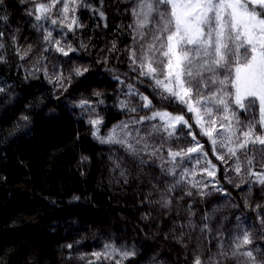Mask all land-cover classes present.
Listing matches in <instances>:
<instances>
[{"label": "trees", "instance_id": "1", "mask_svg": "<svg viewBox=\"0 0 264 264\" xmlns=\"http://www.w3.org/2000/svg\"><path fill=\"white\" fill-rule=\"evenodd\" d=\"M84 4L87 7H78L75 13L83 27L70 31L50 23L59 18L55 9L49 19L37 22L27 14L34 10L32 0H0V16H6L0 20L4 33L0 55L5 57L0 62V87L4 89L0 92V264H87L94 259L91 254L102 251L107 243L134 246L136 256L123 264H192L194 254L206 258L217 253L218 240L223 250H229L233 237L241 234L238 223L254 235L264 233L258 219L264 218V208L253 210L256 204L264 205V185L246 174L247 166L237 175L231 167L235 158L227 165L215 159L208 138L200 135L191 119L193 114L181 111L180 104L162 106L154 95L159 89H154L149 78L138 77L139 69L132 71L135 66L127 50L136 47L135 18L126 9L133 6V0H84ZM49 31L65 50L70 44L76 51L68 56L56 51L44 39ZM76 67L88 71L77 76L72 71ZM60 73L67 79L57 82L55 76ZM220 75L223 78V70ZM125 84H134L157 109L184 115L193 124L192 131L217 166L215 177L201 172L206 166L203 157L200 165L178 157L175 176L162 171L160 157L168 159V148L179 150L192 144L188 130L179 125L176 136L166 143L164 133L158 137L153 133L149 145L163 147L150 160L149 153H143L148 160L145 164L123 146L101 144L91 135L87 121L95 114L90 117L76 104L82 99L95 102L94 91L103 93L99 99L104 103L96 107L106 125L101 135L130 116L149 115L148 109L137 107L130 113L116 106L120 100L130 106L142 103L137 96L125 95ZM228 87L234 90L231 84ZM252 114L258 116L255 108ZM246 115L241 111V120ZM137 127L147 137L144 125H130L133 135ZM170 167V163L163 164L165 169ZM183 169L196 175L181 180ZM197 181L200 187H193ZM169 185H176L170 197L164 196L171 204L162 207L157 201ZM200 191L209 194L200 196ZM206 213L210 219H202ZM205 224L207 229L201 232ZM68 244L72 248L65 247ZM257 246L264 252V240H255L247 248ZM95 264L114 261L101 259ZM223 264L236 261L226 258Z\"/></svg>", "mask_w": 264, "mask_h": 264}, {"label": "snow or ice", "instance_id": "2", "mask_svg": "<svg viewBox=\"0 0 264 264\" xmlns=\"http://www.w3.org/2000/svg\"><path fill=\"white\" fill-rule=\"evenodd\" d=\"M32 2L34 10L29 9L27 14L34 16L37 22L49 19L55 9L59 18L50 19L52 25L59 23L70 31L83 27L75 13L78 7H87L84 0ZM57 5L60 7L57 8ZM126 10L135 18L136 36L133 40L136 47H129L127 50L130 61L135 66L132 71L137 72L139 69L137 76L149 78L154 89H159L158 92L154 91V95L159 97L162 106L180 104L183 106L181 111L193 114L191 119L199 129L200 135L208 138L215 159L227 165L229 160L235 158L231 167L237 175H241L247 166L246 174L254 178V182L264 185V147H255L264 146V0H133V6ZM69 13L72 14L71 18ZM99 15L105 17L102 11ZM4 19L6 16H0V20ZM33 26L42 27L40 24ZM3 36L4 33L0 31V38ZM44 39L52 43L55 50L64 56L76 51L70 44L66 45L65 50L60 39L53 40L51 31ZM0 48H3L2 43ZM24 55H28V52ZM4 59L5 57L0 55V62ZM221 70L224 71L223 78L220 75ZM72 71L79 76L88 69L76 67ZM114 78L119 83H124L119 77ZM64 79L67 77L63 73L55 76L57 82ZM229 84L233 86V91H229ZM124 87L127 88L125 95L137 96L142 103L130 106L127 100H120L116 106L127 109L130 113L136 112L137 107L148 109L149 115L138 118L130 116L128 120H121L107 128L104 135H101V127H106L104 117L96 111V107L104 103L99 99L103 93H92V96L97 98L95 102L82 99L76 104L87 111L90 117L95 114V118H89L87 123L92 126L91 135L97 141L101 144L121 145L134 159H138L140 164H145L148 160L143 158V153L148 152L150 160L157 156L163 147V144L155 147L149 145L148 139H154L153 133L157 137L164 133L165 137L162 139L166 143L167 139L176 136L179 125L182 130H188L187 135L191 137L192 144L180 147L179 150L168 148V159L165 161L163 156L160 157L162 171L175 176L176 167H179L176 163L178 157L188 158L196 165L202 163L200 157H203L206 166L201 172L208 177L216 176V164L208 158V152L197 139L196 132L192 131L193 124H190L184 115H173L167 110L157 109L153 101L140 93L134 84H125ZM3 91L0 87V92ZM253 108L258 116L252 114ZM241 111L247 114L244 120L240 118ZM23 119L27 120L28 117ZM130 125H144L147 137L141 135L139 127L133 135ZM81 159L87 160L88 157ZM164 163H170L172 167L165 169ZM257 168L261 170L258 171ZM182 173L181 180L187 175H196L188 169H183ZM121 174L123 175V171ZM179 183L178 180L176 184ZM175 186H167L162 199L157 203L168 207L171 199H165L164 196L170 197ZM193 187H200L199 181L193 184ZM202 187L207 188L208 185L204 184ZM216 190L223 191L219 188ZM186 194L192 195L191 191ZM208 194L203 191L198 193L200 196ZM261 208H264V205L256 204L253 210ZM210 218V214L206 213L202 219ZM258 219L264 227V218L258 216ZM237 220L240 218L237 217ZM189 226L191 227V224ZM236 228L241 230V234L233 237L229 250H223L224 245L218 240L217 253H211L206 258H202L201 254H194L192 264H223L226 258L235 259L236 264H264V252H261L258 246L247 248L253 245L255 240H264V233L254 235L250 229H244L243 223H238ZM206 229L207 224L201 228V232ZM220 239L222 240V237ZM180 240L181 237H177V241ZM65 247L72 248V245ZM254 252L260 255L259 260ZM91 256L94 259L88 260L87 264H95V261L101 259L123 264L136 256V250L134 246L117 247L107 243L102 251L93 252Z\"/></svg>", "mask_w": 264, "mask_h": 264}, {"label": "rangeland", "instance_id": "3", "mask_svg": "<svg viewBox=\"0 0 264 264\" xmlns=\"http://www.w3.org/2000/svg\"><path fill=\"white\" fill-rule=\"evenodd\" d=\"M227 87H228V85H227ZM228 89H229V87H228ZM230 91V90H229Z\"/></svg>", "mask_w": 264, "mask_h": 264}]
</instances>
